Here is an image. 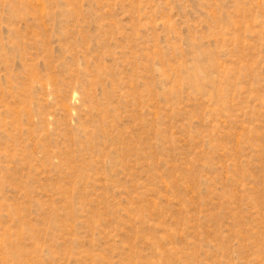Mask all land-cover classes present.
<instances>
[{
	"label": "rangeland",
	"instance_id": "1",
	"mask_svg": "<svg viewBox=\"0 0 264 264\" xmlns=\"http://www.w3.org/2000/svg\"><path fill=\"white\" fill-rule=\"evenodd\" d=\"M0 264H264V0H0Z\"/></svg>",
	"mask_w": 264,
	"mask_h": 264
}]
</instances>
